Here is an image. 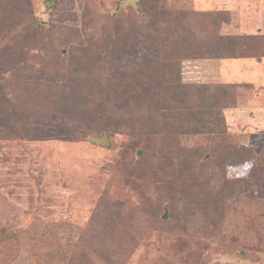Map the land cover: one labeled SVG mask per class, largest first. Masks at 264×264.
I'll list each match as a JSON object with an SVG mask.
<instances>
[{
	"label": "rangeland",
	"instance_id": "1",
	"mask_svg": "<svg viewBox=\"0 0 264 264\" xmlns=\"http://www.w3.org/2000/svg\"><path fill=\"white\" fill-rule=\"evenodd\" d=\"M122 1L0 0V264H264V56L168 59L154 20L264 43V0Z\"/></svg>",
	"mask_w": 264,
	"mask_h": 264
},
{
	"label": "trees",
	"instance_id": "2",
	"mask_svg": "<svg viewBox=\"0 0 264 264\" xmlns=\"http://www.w3.org/2000/svg\"><path fill=\"white\" fill-rule=\"evenodd\" d=\"M137 4L141 10V13H144V3L137 1ZM171 15L167 16L163 14V10L159 11L157 14L154 15L155 23H158L159 25V34L158 38H160L163 41H168L171 43L169 47V55L167 58H185L187 56H194L197 57H203L205 55L210 57H218V58H247V57H263L264 56V43L258 40L259 37L256 36H245L243 40L239 37H232V36H220L217 38V42L214 45L213 43H209V45H206L204 43V40L201 38L195 37V34L192 30L193 26H191L190 22L192 20L200 19L201 21L205 22L208 25L215 24L213 21V18L204 15L202 13H188V12H181L177 10H173ZM215 14V13H214ZM202 17V18H201ZM161 18H164L165 20H162ZM206 18V19H205ZM158 21V22H157ZM251 39V40H249ZM257 55V56H256ZM135 65H137L135 63ZM138 66V65H137ZM158 64L156 62L151 63L150 65L143 66V75L147 74L148 77L153 74L154 78L156 76L157 80V74H158ZM142 67V66H141ZM140 67V68H141ZM143 78V77H142ZM202 85L200 90L202 92H208V91H215L216 94H223V98L216 99L217 102H214L215 108L218 109V114L220 117V120L223 121V114H222V108H229L233 107L234 102L228 100L227 94L228 89L233 88V86H224L221 85ZM235 85V84H234ZM237 85H239L237 83ZM167 91L170 92V97L167 95L166 98H168L169 101L172 102L171 107H167L166 109L170 110L169 116L165 117H172L174 119H177L180 124L184 122V118L187 117V126H190L189 128H193V123H189L190 117L192 119H196L193 117L194 113L192 111H187L186 113L182 111L184 107H181L185 102H187L186 97L188 96L186 92H183L182 84L178 83H168L165 84ZM237 87V86H236ZM214 92V93H215ZM226 95V96H225ZM229 95V94H228ZM176 103V105L174 104ZM200 113H197L196 116H198ZM186 115V116H185ZM196 120H200V118H197ZM179 124V125H180ZM191 124V125H190ZM175 151V148L173 146L172 152Z\"/></svg>",
	"mask_w": 264,
	"mask_h": 264
},
{
	"label": "water",
	"instance_id": "3",
	"mask_svg": "<svg viewBox=\"0 0 264 264\" xmlns=\"http://www.w3.org/2000/svg\"><path fill=\"white\" fill-rule=\"evenodd\" d=\"M128 6H131L135 9L139 8L137 4V0H123L117 5V9L127 8ZM92 140L97 144H103V145L109 144V138L105 135L100 136V137H92Z\"/></svg>",
	"mask_w": 264,
	"mask_h": 264
}]
</instances>
